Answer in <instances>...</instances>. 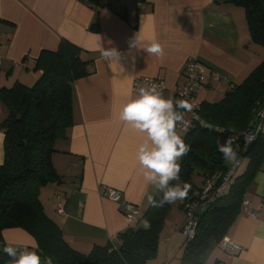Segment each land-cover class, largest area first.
<instances>
[{
  "label": "crops",
  "instance_id": "obj_1",
  "mask_svg": "<svg viewBox=\"0 0 264 264\" xmlns=\"http://www.w3.org/2000/svg\"><path fill=\"white\" fill-rule=\"evenodd\" d=\"M136 36L141 46L159 42L164 55H148L133 47ZM62 40L84 50L83 58L92 60L91 72L74 81L73 123L55 142L52 161L61 181L41 191L40 198L65 240L87 254L96 244L119 247L120 233L129 228H148L143 217L151 205L147 197L154 199L157 191L144 180L136 159L145 136L118 118L124 103L138 95L132 89L133 79L162 78L166 82L162 95L174 100V90L185 81L187 59L196 57L205 75L199 100L218 102L264 60V46L252 40L244 7L229 2L0 0V89L17 81L33 85L41 74L35 69L41 52L56 50ZM102 48L115 49L116 56L106 60ZM7 113L0 97V123ZM177 133L184 140L185 132L177 129ZM4 139L0 127V164ZM110 188L121 192L120 202L109 198ZM57 195L66 199L63 214L56 211ZM244 198L258 213L252 216L240 210L226 234L239 248L229 251L221 242L212 243L206 264H264V161ZM124 202L140 210L137 222L120 209ZM179 203L178 209L170 203L157 256L147 264L181 263L188 240ZM3 234L7 247L28 251L38 247L35 236L24 228H6Z\"/></svg>",
  "mask_w": 264,
  "mask_h": 264
},
{
  "label": "trees",
  "instance_id": "obj_2",
  "mask_svg": "<svg viewBox=\"0 0 264 264\" xmlns=\"http://www.w3.org/2000/svg\"><path fill=\"white\" fill-rule=\"evenodd\" d=\"M216 1L244 7L252 40L264 46V0ZM83 51L80 46L62 40L56 50L41 52L35 65L41 74L33 85L17 81L10 88L0 89V97L8 109L0 123L5 133L4 161L0 164V236L2 230L10 227L28 230L38 241L33 250L51 257L53 264H147L157 256L160 235L171 208L170 203L158 206L161 192L155 194L156 205L151 204L143 214L148 228H129L120 233L119 247L111 249L110 243L96 244L87 254L65 240L59 225L45 213L40 198L42 186L61 181L52 155L56 140L64 137L73 123L74 81L91 72L92 60L83 58ZM262 107L264 60L220 101L200 102V118L184 136L190 150L181 158L179 180L170 181V185H188L187 197L179 203L183 212L184 205L195 199V190L203 189L212 179L219 182L233 164L224 161L217 150L218 143L232 140L237 159L246 156L248 164L242 173L235 175L234 183L223 195L197 212L196 235L187 239L180 264H206L204 258L211 244L221 241L240 212L264 161L263 130L254 143L243 145V135ZM197 175L201 178L199 182ZM5 257L12 256L5 253Z\"/></svg>",
  "mask_w": 264,
  "mask_h": 264
},
{
  "label": "clouds",
  "instance_id": "obj_3",
  "mask_svg": "<svg viewBox=\"0 0 264 264\" xmlns=\"http://www.w3.org/2000/svg\"><path fill=\"white\" fill-rule=\"evenodd\" d=\"M131 44L137 49H143L148 55L159 57L164 55L163 46L155 40L141 46L139 37L136 36ZM100 52L106 60L116 56L115 49L102 48ZM161 88L162 86L155 84L138 85V95L124 103L118 117L121 122L145 136L144 142L137 149L136 159L142 169L144 180L162 193L158 206L174 203L177 200L182 201L187 197V184L170 185V181L179 180L178 161L190 150L177 133V126L183 125L185 130L190 126V121L185 120L183 111L191 112L194 107L187 100L164 97ZM195 118L199 119V117ZM217 150L226 163H235L237 152L233 148L232 140H226L223 144L218 143ZM147 199L150 204L156 205L151 195ZM5 251L14 257V264H41V257L36 251L18 252L13 247H6Z\"/></svg>",
  "mask_w": 264,
  "mask_h": 264
},
{
  "label": "built area",
  "instance_id": "obj_4",
  "mask_svg": "<svg viewBox=\"0 0 264 264\" xmlns=\"http://www.w3.org/2000/svg\"><path fill=\"white\" fill-rule=\"evenodd\" d=\"M183 74L185 76V81L182 84H179L174 90V100L184 99L191 103L194 107L191 112L183 111L185 120L190 121V126L185 127L183 125H178L177 129L182 132H188L196 125L195 117H199V109H200V100L198 98V94L200 90L203 88L205 84V75L201 71V63L200 60L196 57H189L184 66ZM140 84H144L147 86H151L153 84L162 86L160 89L161 92L166 88L165 80L158 78L157 76H148V75H139L136 76L132 81V89L137 92V86ZM138 93V92H137ZM200 118V117H199ZM264 124V107L259 108L257 111V119L255 121H251L248 126V131L244 133L243 137V145L249 146L254 143L259 134L263 130ZM240 144V143H239ZM243 162V157H239L235 163H233L226 172V175H222L223 177L219 182H213V179L207 181V183L203 186V189H197L194 191L195 199L187 202L184 205V216H185V224L183 226V233L185 234L187 239H193L196 235L197 230V212L204 210L206 206L217 197H220L224 194L225 191L234 183L235 172L240 167ZM215 183V185H214ZM214 187V188H213ZM108 196L110 199L120 202L121 201V192L116 188H110L108 191ZM58 208L57 213H64L65 209V197L62 196ZM120 209L126 214L127 218L131 222L138 221L139 209L136 208L134 204L124 202L120 204ZM241 210L245 211L247 214L256 216L258 210L253 207L252 202L249 199L244 198L241 204ZM221 245L229 251H234L239 248V245L229 236H224L221 239ZM17 250H19V246H15ZM113 248H117L116 245ZM53 264L51 257L47 256L43 260V264Z\"/></svg>",
  "mask_w": 264,
  "mask_h": 264
},
{
  "label": "rangeland",
  "instance_id": "obj_5",
  "mask_svg": "<svg viewBox=\"0 0 264 264\" xmlns=\"http://www.w3.org/2000/svg\"><path fill=\"white\" fill-rule=\"evenodd\" d=\"M263 131H264V124H263ZM247 164H248V158L245 156V157L243 158V162H242V164H241L240 167L236 170L235 175H238V174L242 173V172L246 169ZM195 178H196V180H197L198 182L201 180V178H199L198 175H197ZM52 184H53V182L47 184L46 186H42L41 191H43L45 188H46V190H47V188H51V187H52ZM40 195H41V193H40ZM57 197H58V199H59V202L57 203L56 210H57V208H58V205H59L61 199L63 198L62 195H57ZM122 202H123V201H122ZM172 204H173V206H174L175 209H178V208H179V207H178V200H177L176 202L172 203ZM174 213H176V212H174ZM58 214H61V213H58ZM62 214H63V213H62ZM138 216H139V214H138ZM139 217H140V216H139ZM220 242H221V241H220ZM5 243H7V241H6L5 235L3 234V230H2V231H1V236H0V259L2 260V262H1L0 264H14V258H12V257H5V253H7V252L5 251V248L7 247V246L5 245ZM221 246H222V245H221ZM223 248H224V247H223ZM111 249H113V245H111ZM225 249H226V248H225ZM19 251H23V250H19ZM19 251H18V252H19ZM39 256H40V255H39ZM41 257H43V256H41ZM42 261H43V260H42V258H41V264H43Z\"/></svg>",
  "mask_w": 264,
  "mask_h": 264
}]
</instances>
